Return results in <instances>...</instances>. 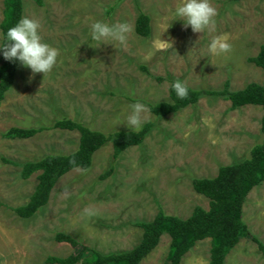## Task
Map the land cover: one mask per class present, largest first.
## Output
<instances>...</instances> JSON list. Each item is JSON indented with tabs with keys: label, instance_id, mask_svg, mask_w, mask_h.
Here are the masks:
<instances>
[{
	"label": "rangeland",
	"instance_id": "1",
	"mask_svg": "<svg viewBox=\"0 0 264 264\" xmlns=\"http://www.w3.org/2000/svg\"><path fill=\"white\" fill-rule=\"evenodd\" d=\"M179 2L41 0L38 6L22 0V18L36 20L43 41L61 55L44 76L18 66L0 105V264H47L48 257L76 253L78 249L55 242L58 233L101 254L129 251L142 237L137 225L151 222L158 211L186 220L195 207L208 210V200L193 191L192 180L214 178L220 167L244 161L261 142L262 110L257 106L231 110L224 98L202 94L196 104L165 117L149 112L146 104L170 102L169 88L176 79L202 92H220L225 82L231 92L263 84L262 71L248 60L264 44V0H210L217 15L202 33L173 21L170 13ZM139 13L149 17L147 37L135 33ZM97 20L127 21L132 32L126 45L91 41L90 26ZM216 37L226 38L230 51L210 53L208 44ZM3 62L0 57V66ZM137 103L146 108L142 129L149 125L140 145L114 159L107 142L93 155L91 169L64 175L32 218L13 213L28 202L37 184L38 174L20 178L24 164L77 150L78 132L53 129L55 122L68 119L106 135L133 132L127 117ZM12 128L43 131L27 140L3 139ZM242 220L249 235L224 264H264L252 241L264 245V183L246 196ZM169 244L164 234L140 264H165ZM209 251L210 240L199 241L180 264H208Z\"/></svg>",
	"mask_w": 264,
	"mask_h": 264
},
{
	"label": "trees",
	"instance_id": "2",
	"mask_svg": "<svg viewBox=\"0 0 264 264\" xmlns=\"http://www.w3.org/2000/svg\"><path fill=\"white\" fill-rule=\"evenodd\" d=\"M34 1L36 5L42 6L41 0ZM3 6V19L0 23L1 37L9 27L15 25L22 18L23 13L22 0H4ZM135 33L141 37L149 36V17L144 13L138 15ZM248 62L262 71L264 79V44L260 46L257 55L249 59ZM18 66L16 63L5 60L0 66V105L5 94L13 85ZM157 81L161 80L157 79ZM202 94L224 98L230 102L231 110L245 106H257L262 110L261 142L250 149L249 156L238 164L220 167L214 178L192 180L193 191L208 200V210L195 207L186 220L167 216L160 210L151 222L137 225L142 230L139 244L133 249L121 253L101 254L68 235L58 233L55 235L56 243L66 244L78 251L65 258L48 257L47 264H140L157 247L164 234L170 238L165 264H180L182 258L197 242L206 239L210 240L208 264H224L228 253L241 239L249 235L242 220V207L246 196L251 189L264 183V80L262 85L249 84L244 89L235 92L229 91V82H225L223 90L220 92L189 89L186 99H178L170 86V102L146 105L154 117H165L189 105L196 104ZM52 128L78 132L77 150L69 155L46 156L39 161L26 163L21 167L20 178L22 180H28L34 174L38 175L36 177L37 184L28 202L12 210L20 219H30L46 206L51 191L64 175L75 169L81 171L91 169L93 155L107 142H111L112 157L116 159L126 149L142 143L149 130V125L139 132L121 131L106 135L63 118L55 122ZM41 131H43L42 128H12L3 133L2 138L27 140ZM73 161L74 163H72ZM3 162L10 164L6 160ZM111 172L112 170L105 172L100 178H107ZM252 241L264 257V245L254 237Z\"/></svg>",
	"mask_w": 264,
	"mask_h": 264
},
{
	"label": "clouds",
	"instance_id": "3",
	"mask_svg": "<svg viewBox=\"0 0 264 264\" xmlns=\"http://www.w3.org/2000/svg\"><path fill=\"white\" fill-rule=\"evenodd\" d=\"M173 21H181L184 29L190 28L193 33H202L209 28L217 15L210 0H180L171 11ZM40 24L28 17H23L9 27L0 37V57L10 63H16L22 68L29 69L32 74H50L60 62V50L44 42L39 34ZM132 26L127 21L109 23L97 20L91 24L89 37L97 45L125 46ZM231 45L224 37L213 38L208 44V50L214 55L230 51ZM178 99H186L189 95L187 84L176 79L171 84ZM127 117V128L133 132L142 129L141 113L146 111L142 104L130 106ZM74 163V161L72 162ZM85 215L92 216L94 212L85 210Z\"/></svg>",
	"mask_w": 264,
	"mask_h": 264
}]
</instances>
